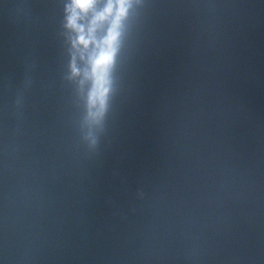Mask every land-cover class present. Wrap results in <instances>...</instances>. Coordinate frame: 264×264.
<instances>
[{
	"label": "water",
	"instance_id": "1",
	"mask_svg": "<svg viewBox=\"0 0 264 264\" xmlns=\"http://www.w3.org/2000/svg\"><path fill=\"white\" fill-rule=\"evenodd\" d=\"M71 7L0 0V264H264V23L132 0L97 122Z\"/></svg>",
	"mask_w": 264,
	"mask_h": 264
},
{
	"label": "clouds",
	"instance_id": "2",
	"mask_svg": "<svg viewBox=\"0 0 264 264\" xmlns=\"http://www.w3.org/2000/svg\"><path fill=\"white\" fill-rule=\"evenodd\" d=\"M131 3L132 0H108L101 10H97V0H72L68 26L77 33L75 43L86 57V75L91 82L89 101L95 109L97 122L106 112ZM89 14L88 27L80 26L79 15Z\"/></svg>",
	"mask_w": 264,
	"mask_h": 264
}]
</instances>
